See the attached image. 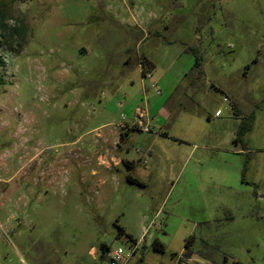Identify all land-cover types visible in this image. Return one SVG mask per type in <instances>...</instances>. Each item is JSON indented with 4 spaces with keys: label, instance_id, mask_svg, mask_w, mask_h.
I'll use <instances>...</instances> for the list:
<instances>
[{
    "label": "rangeland",
    "instance_id": "obj_1",
    "mask_svg": "<svg viewBox=\"0 0 264 264\" xmlns=\"http://www.w3.org/2000/svg\"><path fill=\"white\" fill-rule=\"evenodd\" d=\"M157 90L170 139L124 136ZM120 227L264 264V0H0V264H104Z\"/></svg>",
    "mask_w": 264,
    "mask_h": 264
},
{
    "label": "crops",
    "instance_id": "obj_2",
    "mask_svg": "<svg viewBox=\"0 0 264 264\" xmlns=\"http://www.w3.org/2000/svg\"><path fill=\"white\" fill-rule=\"evenodd\" d=\"M161 96H162L161 93L160 94H155L151 98H148L147 99V102H148V108L147 109L149 110V112H148V114H149V120L148 121H149L150 124L153 121V123H154L153 125L156 128L155 129L156 132L151 131L150 133H148V134L152 135V137H153V143L159 137H165V138L167 137V139H170V136H169L168 132L167 131H164L163 128L166 127L165 124L168 121V119L170 118L171 113L168 110L165 109L164 105H162V101L163 100L161 99ZM151 105H154V107H155L154 110L151 109ZM218 111H216V113ZM216 113H215V115H216ZM216 117L219 118L220 115L219 116L216 115ZM123 131H124L123 132L124 133V136H127L128 138H131V140H133V138L130 137L131 136V133H133V132H129L127 127H125V129H123ZM140 132H142V131H140ZM118 143H119V141L117 140V142L115 143V146H117ZM147 151L150 152V147L148 148ZM102 159L104 160L103 162L105 164V167L107 169H109V170H113L114 167L119 166L120 163H122V162L124 164L128 165V166H131V163H132L128 159H120V158H118L115 155H111L110 152H109V155L108 156H104V157H102ZM108 159H110V160H108ZM111 162H114V163H111ZM132 180L134 181V179H132ZM135 182H137V181L135 180ZM126 235L129 238H132L133 239V241H131V244H132V242H138L140 245L143 244V246H141V248H138V250L136 251V253L134 254V256L132 257L131 261L128 264H142V262H144V260H145V257L143 255L140 256V254H141L140 252H141V249H143L146 246L145 245V241L147 240L148 233L146 234V232L144 231L142 233L141 238H135L132 235H130V233H126ZM157 240H159V239H157ZM107 248H108L107 250L105 249L106 253L111 249L109 246H107ZM185 250L187 251L188 248L186 247ZM101 254H102V252H101ZM187 254H188L189 257H187L186 259H188V260L191 259L192 254H189V253H184L183 258H184V256H187ZM99 259L104 262V260L101 259V255L99 256ZM140 260H142V262L139 263Z\"/></svg>",
    "mask_w": 264,
    "mask_h": 264
},
{
    "label": "built area",
    "instance_id": "obj_3",
    "mask_svg": "<svg viewBox=\"0 0 264 264\" xmlns=\"http://www.w3.org/2000/svg\"><path fill=\"white\" fill-rule=\"evenodd\" d=\"M153 88H156V85L152 84ZM157 94H160V91L157 90ZM138 113L137 116L134 117L130 122L126 124H121L120 126L124 127L125 125L128 127H137L142 132L150 133L152 131L150 123H149V114L147 110L137 109ZM217 116L220 115V111L216 113ZM139 248V243H132L128 249V251L124 250L123 248L118 249H110L106 253V258L104 260V264H128L136 251Z\"/></svg>",
    "mask_w": 264,
    "mask_h": 264
},
{
    "label": "trees",
    "instance_id": "obj_4",
    "mask_svg": "<svg viewBox=\"0 0 264 264\" xmlns=\"http://www.w3.org/2000/svg\"><path fill=\"white\" fill-rule=\"evenodd\" d=\"M1 27H3V28H5V26L4 25H1ZM19 32H17V34H18ZM133 181V180H132ZM135 181V180H134ZM120 229V234H123V235H125L126 234V232H125V230L122 228V227H120L119 228ZM132 239V238H131ZM153 248L156 250V251H160V252H164V250H165V245L161 242V241H159V240H155V242H154V244H153ZM105 249L107 250L108 248H107V246L106 245H102V247H101V252H102V254H101V259H103V260H105V258H106V251H105ZM140 262H142V260H140L139 261V263Z\"/></svg>",
    "mask_w": 264,
    "mask_h": 264
},
{
    "label": "water",
    "instance_id": "obj_5",
    "mask_svg": "<svg viewBox=\"0 0 264 264\" xmlns=\"http://www.w3.org/2000/svg\"><path fill=\"white\" fill-rule=\"evenodd\" d=\"M189 257V256H188ZM184 258H187V256H184Z\"/></svg>",
    "mask_w": 264,
    "mask_h": 264
}]
</instances>
